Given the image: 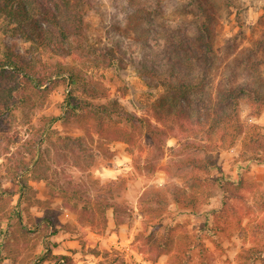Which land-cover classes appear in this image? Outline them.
Masks as SVG:
<instances>
[{"label":"rangeland","instance_id":"obj_1","mask_svg":"<svg viewBox=\"0 0 264 264\" xmlns=\"http://www.w3.org/2000/svg\"><path fill=\"white\" fill-rule=\"evenodd\" d=\"M81 9L82 30L62 36L44 24L45 45L0 19V59L12 49L42 77L52 76L44 87L29 86L23 98L14 92L12 110L0 125V264H65L58 256L71 257L70 264H179L177 256L187 264H244L245 250L261 241L255 227L264 225V148L244 150L242 138L227 148L218 136L207 139L204 130L175 132L160 141L143 130L135 132L129 146L109 138L111 131L132 130L116 114L103 115L102 134L95 120L86 126L78 118L64 117L73 94L97 106L116 104L131 117L155 123L153 106L164 89L147 69L199 81L205 65L193 53L205 24L213 40L211 68L203 93L191 94L186 104L193 119L205 121L202 110L216 103L221 82L264 77V63L256 67L239 60L264 38V0H84ZM180 51L186 57L179 65L175 57ZM108 52L119 66L112 65ZM67 70L75 72V83L64 74ZM0 81L4 96L17 88L15 81ZM93 89L95 97L88 92ZM238 112L243 123L257 125L264 135V111L255 115L241 101ZM52 117L61 119L48 126ZM191 142L200 149L191 148ZM205 143L213 144L210 154L220 167L210 176L241 175L242 181L239 189H232L240 196L231 200L234 212L226 216V229L214 237L202 236L207 251L201 254L195 246L188 250V240L204 224L206 211L222 206L223 195L217 184L204 182L208 174L184 167L182 161L208 154ZM251 157L256 160L245 161ZM46 177L57 188L78 190L97 212L107 207V226L100 216L94 224L79 223L61 199H51ZM20 180L29 187L23 189ZM156 193L165 199L164 206L156 203ZM187 194L195 195L197 207L174 204L175 196L185 201ZM150 207L161 213L164 224L176 226L174 249L157 258L149 246L153 227L146 226L154 213ZM49 209L57 211L56 234L45 229L34 236L37 228L28 219H37L41 227L39 219Z\"/></svg>","mask_w":264,"mask_h":264},{"label":"trees","instance_id":"obj_2","mask_svg":"<svg viewBox=\"0 0 264 264\" xmlns=\"http://www.w3.org/2000/svg\"><path fill=\"white\" fill-rule=\"evenodd\" d=\"M81 1L84 0H0V19L6 18L10 23H14L16 28L14 31L23 32L28 34L32 41L39 42V44H46L44 35L41 30L43 25L46 24L53 30H57L62 36H67L82 30L83 14L81 13ZM202 7V5H200ZM200 7V8H201ZM203 8V7H202ZM68 14L71 16L69 19ZM198 51L194 52L195 59L198 62H203L205 65L202 69L201 78L198 81L192 79L185 80L184 77L180 78L174 74L171 77L166 75H159V70L156 68L147 69V72L151 77H155L159 80L161 86L164 89V94L159 98L157 104L153 106V116L155 123L151 119L144 117H136L122 112L119 106L116 104L112 107L97 106L87 101L76 98L73 94L68 98L65 117L67 119L78 118L85 122L86 126H89L91 120H95V127L97 132L102 134L105 131V123L103 121V115L111 116L116 114L126 120V123L132 129L128 131L126 129H117L109 133V138L114 141H122L129 146L134 145L135 132H142L146 130L147 137L160 141L161 137L176 134L180 132L184 135L198 134L204 130L203 133L210 140L218 136L220 142H224L225 147H233L239 138H242V147L246 148H264V135L258 130V126L255 124H245L242 122L239 115V106L241 101H246L253 110L255 115H261L264 111V77L255 79L245 83H236L234 81H228L227 84L222 82L219 89L216 91V103L211 105H205L203 108V121L200 117L195 120L191 114L186 110V104L189 102V97L197 91L205 90V84L210 72L211 55L214 53L213 40L211 28L209 25H202L197 37ZM190 57L192 55H189ZM107 57L113 62L112 65L119 66L118 62H114V55L108 52ZM182 57L186 56L180 51L175 57L176 64L180 65ZM240 61L251 62L256 67L264 63V38L258 40L255 44V48L248 49L247 53L243 55ZM239 61V63H240ZM62 72V71H61ZM71 78V82L75 83L76 74L72 70L65 71ZM52 76L42 77L38 72L33 69L30 62L23 59L19 54L15 53L12 49H8L0 59V80L3 78L6 81H15L17 88L14 87L8 89L9 95L4 96V87L0 81V125L4 123L7 116V112L12 110L13 98L18 92L20 98H23L27 93L29 86L41 88L47 85ZM21 89V90H20ZM47 87L44 88V91ZM89 95L95 97L98 95L96 90L88 91ZM27 99V98H25ZM23 99V102L26 101ZM98 118V119H97ZM61 117H52L49 119L47 125L50 126L53 123L60 120ZM145 127V128H143ZM258 130V132H256ZM53 133V131H51ZM51 133V134H52ZM50 135V134H48ZM208 142V141H207ZM213 145V144H212ZM212 145L205 143L203 152H208L206 155H189L182 161L184 167H190L194 170L202 171L208 174L205 183L211 182L214 185L217 184L223 195V204L218 209H212L206 211L204 217V224L198 228L195 236L190 238L189 248L192 246L198 247L201 254H204L207 249L201 244L200 240L202 236H216L219 232L226 229L224 227L226 216L234 210L231 208V200L239 198L240 195L235 193L233 189L241 186V175L239 179H234L228 175H222L218 178H212L210 174L213 171L220 170L217 161L212 157L213 150ZM194 150L200 149V147L191 142L189 145ZM256 157L245 159V161H251ZM19 170V169H18ZM15 173V168L13 169ZM50 188L51 199H61L62 203L72 213L76 215V219L79 223L94 224L98 218L101 217V223L107 226L106 211L107 207L102 208L97 212L91 201L76 189H65L62 186L57 188L55 184L51 183L49 179L45 178ZM23 189H27L29 185L24 181H19ZM180 189V188H179ZM190 189H195L193 185ZM181 190V189H180ZM2 192L0 193V195ZM156 203L159 206L165 205V199L161 198L158 193ZM186 200L182 201L181 197L175 196L174 204L179 206H192L197 207V202L194 201L195 195H186ZM187 201V203H186ZM48 202V201H47ZM110 208V207H109ZM153 217L146 223L147 229L153 227L149 233V246L156 253V258L171 253L174 249L176 239V226L172 223H163L160 220L161 213L158 210H153ZM167 209H165L166 211ZM150 214V213H149ZM159 214V215H158ZM56 209H49L44 216L39 219L43 223L41 227L36 222L37 219L29 218L31 226L37 228L34 231V236L37 232L45 231V229H52V234H56V225L58 223ZM222 223V224H220ZM224 223V224H223ZM255 231L261 236V241L254 247L245 250L243 253L244 264H264V225L258 224L255 227ZM30 232V231H28ZM206 237V236H205ZM41 238V237H40ZM41 242V240H40ZM50 254H46L43 257L46 258ZM181 258V259H180ZM184 257H176L180 259L179 264H187ZM56 260L64 261L65 264L72 262L69 256H58Z\"/></svg>","mask_w":264,"mask_h":264}]
</instances>
